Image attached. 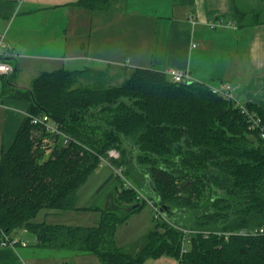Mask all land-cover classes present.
Listing matches in <instances>:
<instances>
[{
  "label": "trees",
  "instance_id": "1",
  "mask_svg": "<svg viewBox=\"0 0 264 264\" xmlns=\"http://www.w3.org/2000/svg\"><path fill=\"white\" fill-rule=\"evenodd\" d=\"M107 77L59 69L12 92L27 110L1 152L0 243L3 234L25 228L40 247L93 254L100 264H144L162 256L179 264H264L258 231L264 228V146L247 129L246 116L209 85L176 83L152 68L129 69L118 85ZM255 111L264 124V112ZM44 114L62 135L31 123L30 116ZM43 138L50 142L45 152L39 151ZM111 149L120 153L112 166L133 186L126 189L115 177V202L130 204L122 216L103 211L91 227L34 222L42 209H74L76 190ZM140 194L161 216L128 250L118 248L114 229L143 206Z\"/></svg>",
  "mask_w": 264,
  "mask_h": 264
},
{
  "label": "crops",
  "instance_id": "2",
  "mask_svg": "<svg viewBox=\"0 0 264 264\" xmlns=\"http://www.w3.org/2000/svg\"><path fill=\"white\" fill-rule=\"evenodd\" d=\"M80 1L0 0L6 45L0 53L14 67L0 76V157L27 110L12 92L28 90L40 73L59 69L112 75L132 68L186 70L190 82L230 85L235 101L264 112V0H108L91 8ZM18 71L32 81L14 83ZM12 234L25 246L0 245V264H100L93 254L40 247L30 231ZM177 262L162 256L144 264Z\"/></svg>",
  "mask_w": 264,
  "mask_h": 264
},
{
  "label": "rangeland",
  "instance_id": "3",
  "mask_svg": "<svg viewBox=\"0 0 264 264\" xmlns=\"http://www.w3.org/2000/svg\"><path fill=\"white\" fill-rule=\"evenodd\" d=\"M125 71L121 70L115 75L110 74V77H107L106 79L109 84L118 85L125 78L127 73V71L126 73ZM31 78L32 77H30L28 72L20 74L18 71L14 78L15 81L13 82L25 85L32 81ZM91 84L92 83L90 81L89 85ZM49 144V140L47 138H43L39 144V151H44V147L46 148ZM112 152L117 153L119 159L120 153L115 149L109 150L107 152V156ZM46 154L47 152L45 155ZM111 173H113V170L109 166L105 164H98L89 174L86 181L76 190L74 209L65 211L42 209L36 214L34 221L68 222L71 225L83 227L97 225L102 219L103 211L106 212L107 210H113L118 216H122L121 214H124V212L127 211V208L130 206V204L123 202L121 205H118L115 202V190H120L119 187H117L120 183L117 178H115V174L112 179L107 181ZM146 198L144 199L145 202L143 203V206L138 211L129 214L125 221L116 225L114 229V245L116 247L128 250L127 248L130 247L133 242L135 243L139 241L147 234V232H149L150 229L153 228L155 224V211L149 200ZM46 211L58 212V214L49 215L46 214ZM15 232L16 234H19L20 232L28 233L27 230L22 231V229H15L11 232V234H15ZM25 235L24 237H26ZM29 235L31 236V233H29ZM19 238L21 239L20 236ZM24 241L28 243L31 242L27 237L24 238ZM176 264H179V262Z\"/></svg>",
  "mask_w": 264,
  "mask_h": 264
},
{
  "label": "built area",
  "instance_id": "4",
  "mask_svg": "<svg viewBox=\"0 0 264 264\" xmlns=\"http://www.w3.org/2000/svg\"><path fill=\"white\" fill-rule=\"evenodd\" d=\"M2 48H6V45L2 42V37H0V49H2ZM3 56L4 55H2L0 53V76H9L13 73L14 67H13V65H11L5 61ZM166 75L169 77V79L171 81L176 82V83L189 82L190 81V77H189L186 70L170 69L166 72ZM211 89L213 92L218 93L225 100H228L229 102L233 103L235 107H238L240 109L241 113L244 114L247 118V125H248L247 129L250 132L256 133L257 136L259 137V139L261 140L262 145L264 146V124H263L261 118L256 113L247 110L246 107L243 105V103H239V102L234 100V98L232 97V94H231L232 87L230 85L211 87ZM30 121L34 125H42L45 129L52 132V134L62 135V133L60 132V130L57 127V124L50 121L48 116L45 114L41 115V116H30ZM65 142L66 141L64 139V143ZM117 158H118L117 153L112 152L107 157H101L99 159L98 164L99 165L105 164V165L109 166L113 170V173L123 181V187L126 189H131V188H133V186L123 176L122 170L114 168L111 164L110 160L111 159H117ZM140 197L145 199V197L141 194H140ZM149 202L151 203V205L155 211L154 212L155 218H158L159 216H161V214L158 210V207L151 200H149ZM258 231H259V233H264V228H260ZM17 243L21 244L22 246H25L24 243L14 239V238H10L9 236L3 234L2 241H1L0 245L3 247H6V246L13 247ZM184 251H185V248L182 247V252H184Z\"/></svg>",
  "mask_w": 264,
  "mask_h": 264
}]
</instances>
